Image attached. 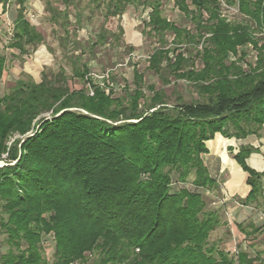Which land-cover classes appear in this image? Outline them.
Returning <instances> with one entry per match:
<instances>
[{"label": "trees", "instance_id": "trees-1", "mask_svg": "<svg viewBox=\"0 0 264 264\" xmlns=\"http://www.w3.org/2000/svg\"><path fill=\"white\" fill-rule=\"evenodd\" d=\"M15 1L19 7L8 47L24 55L43 39L24 16L25 0ZM138 1L109 0L107 12L115 16ZM236 1L239 14L264 35V0ZM8 2L0 0L3 11ZM145 2L153 9L150 34L163 44L167 34L173 37L172 47L149 56V70L163 85L169 83L165 71L190 83L204 101L177 97L170 102L152 85L146 97L143 76L135 68L134 87L125 86L123 97L85 79L86 66L74 70L75 77L86 80L80 90L68 86L63 70L51 78L44 74L38 83L17 79L0 97V159L6 155L0 166V207L6 216H0V230L8 246L0 252V264H50L42 245L49 235L51 264H264L241 248L234 257L209 242L222 225L221 215L207 208L198 191L218 188L202 158L216 134L264 139V37L252 38L247 22L220 19L214 0H189L194 10L185 0L175 1L194 24V33L163 18L159 0ZM103 41L99 33L92 46ZM182 44L201 48L191 55L177 49ZM246 44L256 51V61L244 71L239 63L245 54L237 52ZM4 70L0 55V79ZM14 135L25 137L8 145ZM258 151L242 146L234 155L250 187L239 203L255 208L264 206V174L246 159ZM191 175L193 190L185 187ZM237 228L249 236L264 224L249 223L250 232Z\"/></svg>", "mask_w": 264, "mask_h": 264}, {"label": "rangeland", "instance_id": "rangeland-1", "mask_svg": "<svg viewBox=\"0 0 264 264\" xmlns=\"http://www.w3.org/2000/svg\"><path fill=\"white\" fill-rule=\"evenodd\" d=\"M175 1L159 0L160 15L173 22L177 27H185L194 33V24L179 11ZM214 1L218 4L220 19L226 23L239 25L247 22L246 25H249L252 38L264 37L255 24L251 21L248 22L244 16L239 14L236 0L234 5H229L228 1L230 0ZM108 3L109 0H72V3L67 6L62 0H25L24 16L40 33L43 42L34 49L29 48L24 55H20L17 50L8 47V42L12 37L13 21L19 6L15 0H9L4 11L0 6V55L5 57V70L0 79V97L9 93L19 78L28 80L29 77L38 83L44 74L51 78L60 70L64 71L68 86L72 90H80L86 80L75 77L74 70L76 68L81 70L86 66L88 73L85 75V79H90L106 93L112 87L113 97L125 96L127 93L125 86L129 87L128 89H133V69L135 68L143 76L146 97L150 95L147 87L152 85L155 90H162L170 102H174L177 97H181L187 103L204 101L190 83L180 79L175 80L165 71L164 74L169 83L163 85L162 81L149 70V56L157 48L172 47L173 38L172 35L167 34L166 43L163 44L153 32L150 34V27L147 25L150 22L149 15L152 13V7L147 5L145 0H139L134 5L127 6L122 13L113 16L107 12ZM189 3V0H185L188 9L194 10ZM65 13L67 14L66 19ZM202 13L205 18L207 12L203 11ZM99 33L104 34L105 41L93 47ZM178 47H180L177 48L179 51L184 49L191 52V55L201 48L200 45L186 47L183 44ZM237 53L238 55L245 54L239 63L244 71L248 70V65L254 66L256 51L252 45L246 44L239 47ZM169 55L171 57V54ZM233 59L234 56L230 55L229 60ZM194 62L195 68H199L198 60ZM144 101L141 100L140 103L142 104ZM140 108L142 109V107ZM24 137L14 135L8 145L15 139L22 140ZM262 151L264 157V149ZM5 157L4 154L1 159ZM1 159L0 166H3L5 162ZM171 178L172 188L177 189L180 185H176L175 173L171 174ZM189 181L190 177H188ZM185 185L190 186L187 183ZM198 191L203 193L207 208L218 211L226 219V227L223 229L219 227L213 231L210 234L209 242L216 243L220 249L225 251H230L233 247L241 248L247 251L250 257L258 256L264 263V228L256 234L246 236L244 232L239 231L237 224H234L231 219L227 208L232 204V200L225 189L218 187L213 191L204 189ZM234 201L239 202L236 198ZM250 208L252 209V220L257 226H262L264 224L262 208H255L254 205H251ZM0 216L3 219L6 218L1 213V207ZM242 226L245 227V231H251L245 224ZM5 238L6 235L0 230L1 253H5L8 249ZM42 245L44 257L51 264L54 253V242L51 235L43 238Z\"/></svg>", "mask_w": 264, "mask_h": 264}, {"label": "crops", "instance_id": "crops-1", "mask_svg": "<svg viewBox=\"0 0 264 264\" xmlns=\"http://www.w3.org/2000/svg\"><path fill=\"white\" fill-rule=\"evenodd\" d=\"M242 146H251L259 150L256 153L250 154L246 159V162L251 169L264 174V157L262 153V149H264V139L257 138L253 135L248 136L245 139L237 140L234 138L226 139L220 134H216L213 140L207 142L208 153L204 154L202 158L210 177L215 180L219 188L225 189L228 193L227 195L231 197L232 204L230 201L229 203L231 205H229L227 210L234 224H237V226L245 224L249 227V223H251L255 227H260L261 225L257 226L254 220H252L251 205L243 206L238 201H234V198L238 200L245 199L250 191V187L246 183L248 174L242 170L234 158L239 147ZM189 177L190 181L188 182L187 179L186 183L190 186L185 185V187L193 190L194 187L192 181L194 177L192 175ZM261 182L263 192L260 203L261 201L264 203V177L261 179ZM260 206L263 211L264 206L262 204ZM262 216H264V214H262ZM225 220V217L221 215L222 225L220 226V229L226 227Z\"/></svg>", "mask_w": 264, "mask_h": 264}, {"label": "built area", "instance_id": "built-area-1", "mask_svg": "<svg viewBox=\"0 0 264 264\" xmlns=\"http://www.w3.org/2000/svg\"><path fill=\"white\" fill-rule=\"evenodd\" d=\"M88 95L92 96L93 95V91L92 89L89 87L88 88ZM137 251V250H136ZM232 256L236 257L238 254V248L233 247L230 251H228Z\"/></svg>", "mask_w": 264, "mask_h": 264}]
</instances>
